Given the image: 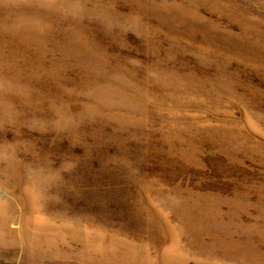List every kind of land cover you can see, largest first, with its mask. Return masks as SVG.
Instances as JSON below:
<instances>
[{"label":"rangeland","instance_id":"374dc122","mask_svg":"<svg viewBox=\"0 0 264 264\" xmlns=\"http://www.w3.org/2000/svg\"><path fill=\"white\" fill-rule=\"evenodd\" d=\"M0 264H264V0H2Z\"/></svg>","mask_w":264,"mask_h":264},{"label":"clouds","instance_id":"9594fccd","mask_svg":"<svg viewBox=\"0 0 264 264\" xmlns=\"http://www.w3.org/2000/svg\"><path fill=\"white\" fill-rule=\"evenodd\" d=\"M0 2H2V0H0Z\"/></svg>","mask_w":264,"mask_h":264}]
</instances>
